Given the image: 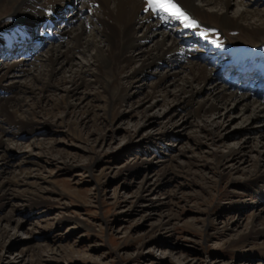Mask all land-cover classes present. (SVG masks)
<instances>
[{
	"label": "rangeland",
	"instance_id": "374dc122",
	"mask_svg": "<svg viewBox=\"0 0 264 264\" xmlns=\"http://www.w3.org/2000/svg\"><path fill=\"white\" fill-rule=\"evenodd\" d=\"M244 2L229 0L227 14L244 9ZM77 3L74 12L81 9ZM253 6L263 12L264 0ZM78 18L80 25L87 23L84 14ZM75 23L61 25L70 31ZM176 27L162 31L174 33ZM182 34L179 41L192 35ZM229 36L217 31L213 38L226 41ZM158 38L157 33L143 49ZM190 46L213 52L195 41ZM35 48L28 51L33 58L45 56V46L36 49L42 50L38 56ZM91 53H75L72 66L57 72L59 88H43L35 80L43 70L37 59L25 68L31 70L28 74L17 77L14 85L25 91L16 96L37 114L31 135L16 138L8 128L1 133L9 146V164L0 167V184L11 191L0 204V264H264V233L248 237L252 227L264 232L263 118L255 120L252 106H221L214 99L207 103L217 106L216 111L189 118L192 108L187 111L175 99L176 83L186 72L164 79L157 93L149 94L155 78H164L166 65L151 77H133L143 54H135L125 70L121 85L129 89L116 117H105L102 101L82 85L65 100L74 105L67 112L59 100L70 84L62 81ZM1 56V64L20 58ZM214 66L208 69L221 67ZM11 83L9 78L4 82ZM183 121L184 127H178ZM40 143L47 149H40ZM230 151L235 157L214 167V155ZM256 169L263 177L254 175ZM14 175L21 176L19 183L9 180ZM30 193L38 198H20ZM8 214L11 221L3 218Z\"/></svg>",
	"mask_w": 264,
	"mask_h": 264
},
{
	"label": "bare ground",
	"instance_id": "6f19581e",
	"mask_svg": "<svg viewBox=\"0 0 264 264\" xmlns=\"http://www.w3.org/2000/svg\"><path fill=\"white\" fill-rule=\"evenodd\" d=\"M195 1L176 0L198 25L196 28H186L179 20L172 19L164 13L157 14L151 10L146 12L144 10L147 6L146 0H0V48L6 49L0 52L3 57L13 55L8 52H11L13 48H20L19 44L30 43L31 45L29 38L31 30L45 20L47 12L50 10L60 12L59 16L62 18L66 17L56 23L52 33L46 34L47 31L41 30L42 36L50 40L44 43L45 56H38V51H42L43 48L42 50L35 48L37 52L34 55L38 58H33L28 53L30 50L27 49L25 53L28 56H22L24 52H21L20 58L5 64L0 63V167L9 164L5 154L9 150V146L1 133L5 128H8L12 132L10 134L16 138L31 135L33 129L30 126L37 114L34 109L23 105L21 97L16 96L17 92L21 94L25 91L22 87L14 85L19 83L17 77H24L27 72L31 71L25 68L35 65L37 59L43 70H41L42 74H39L40 77H36L35 80L43 88H59L55 83L57 72L63 69L64 65L72 66L75 53L80 51L85 54L92 50L93 54L91 53L92 55L85 62L78 64L69 80L62 81V83L70 84L69 89L64 91L65 95L59 100L61 105H65L63 110H74V105L64 102L67 98L74 97L82 85L91 88L96 95L95 98L102 101L105 117H116L118 115L116 107L121 106L122 95L129 89V87L121 85V81L127 73L125 70L134 60L135 54H143L146 58L142 61L141 69L132 74L133 77L140 79L151 77L153 70L166 65L164 78H159V76L155 78L149 86V94L157 93L156 91L161 88L164 79L174 78L180 71L186 72L185 77L176 83L178 84V95H175V99L177 102L183 101L184 109L187 111L188 108H192L187 114L189 118L192 116L203 117L216 111L217 106L207 103L210 99H214L221 106L230 103L235 106L242 105L244 109L252 106L255 120H260V118L264 120V93L259 91L256 95L246 88L244 90L238 88L231 82L225 81V83L220 79L221 76L216 70L208 69V66H211L219 55L225 54L228 57H225L221 62L223 67L229 63L233 65L238 62L241 65V71L245 67H255L260 70V75H264V11L259 12L256 6H253L259 4L261 0H245L247 3L244 2V6L246 7L235 12L232 17L227 14L229 0H200V4H202L200 6L195 5ZM76 2L81 5V7L79 6L81 9L79 11L76 9L74 12ZM69 6H72V10L64 13V10L66 11ZM215 8L219 10L216 11ZM81 14H84L87 19L88 33L85 30L86 24L80 25L79 23L78 16ZM62 23H66V26L73 25V23L75 25L71 28L72 30L68 31L66 26L61 25ZM153 23L155 28L151 26ZM175 24H178L179 28H176L174 33L162 31V28H168ZM183 31H189L192 34L190 37L189 34L187 35L189 38L187 41H179V38L183 36ZM217 31L224 35L230 34L226 38L228 40H215L213 35ZM138 32L142 33L141 38L136 36ZM157 33L160 35L161 41L158 38L159 40H156L153 45L151 44L152 47L143 49L145 43L153 40ZM201 33L205 35H201ZM232 34L238 35V37L235 38ZM52 39L54 40L51 41ZM167 40L169 45L166 43L167 48H165ZM192 41L202 46L208 45L211 50L216 51L203 53L198 49H193L190 46ZM248 42H251L252 45H248ZM23 57H28V59ZM257 57L261 60L255 61L254 59ZM246 74L247 72L244 75ZM8 78L12 81L11 85L4 84ZM196 84L197 86L202 84L203 87H196ZM30 93L32 94V92ZM204 93L206 95L202 102L197 104L195 100L202 97ZM36 99L40 101L41 97L38 95ZM191 104L195 106L193 107ZM183 124L185 125L184 121L182 126L178 127L183 128ZM202 130H207V128L202 127ZM39 148L47 149L42 143L39 144ZM231 151L226 156L214 155V167H219L222 160L225 161L228 156L235 157L236 154ZM257 169L254 171L256 173L254 175L260 174ZM2 172L0 175L3 174ZM258 177L263 176L260 174ZM12 178L9 180L11 179L15 184L20 182L21 176L14 175ZM9 190L0 184V204L4 199V194ZM30 194L20 196V198L30 202L35 201L30 197H37V195ZM3 218L11 221L9 214ZM253 229L252 227L249 231L248 237L264 233L263 230L255 231ZM27 250L31 253L35 252L33 247H29Z\"/></svg>",
	"mask_w": 264,
	"mask_h": 264
},
{
	"label": "snow or ice",
	"instance_id": "6c2138e0",
	"mask_svg": "<svg viewBox=\"0 0 264 264\" xmlns=\"http://www.w3.org/2000/svg\"><path fill=\"white\" fill-rule=\"evenodd\" d=\"M145 11L151 10L154 13H164L166 16L179 20L186 28L198 27L193 20L176 2V0H146ZM201 35H205L201 33Z\"/></svg>",
	"mask_w": 264,
	"mask_h": 264
}]
</instances>
